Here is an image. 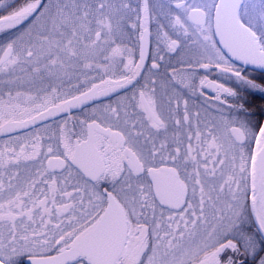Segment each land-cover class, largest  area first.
<instances>
[{
	"label": "snow or ice",
	"instance_id": "snow-or-ice-1",
	"mask_svg": "<svg viewBox=\"0 0 264 264\" xmlns=\"http://www.w3.org/2000/svg\"><path fill=\"white\" fill-rule=\"evenodd\" d=\"M0 264H264V0H0Z\"/></svg>",
	"mask_w": 264,
	"mask_h": 264
}]
</instances>
